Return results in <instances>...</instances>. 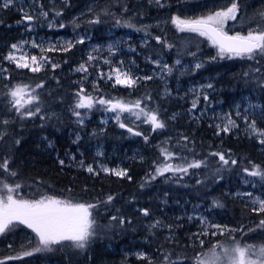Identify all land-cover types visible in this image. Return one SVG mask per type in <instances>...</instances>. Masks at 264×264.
Here are the masks:
<instances>
[{"label":"trees","instance_id":"16d2710c","mask_svg":"<svg viewBox=\"0 0 264 264\" xmlns=\"http://www.w3.org/2000/svg\"><path fill=\"white\" fill-rule=\"evenodd\" d=\"M87 1L37 0V3L38 6H44V10L49 12L48 18L59 27L61 23L64 24L77 15ZM228 2L229 0H160L163 5L161 7L155 0H102L103 5L96 12L100 14L102 8H110L111 15L101 14L100 23L87 24L86 27H94V32L97 33L120 19L121 31L130 30L134 37H144L148 41L144 45L137 43L135 53L123 54L128 68L133 67L129 59L139 69L149 66L146 61L149 58L152 61L163 58L165 64L170 65L173 59L183 53L200 51L203 53L202 60L208 63L194 72L177 71L173 68L171 78L168 76V84H163L164 81L160 79H152L138 82L133 89L120 86L113 88L112 81L93 79L92 76H86L85 79V76L73 74L71 69L79 61L74 58L76 49L80 47L77 44L67 52L51 54L59 60L58 63L55 62L59 64L55 70L46 67L40 73H32L15 68L3 57L9 52L12 43L25 37V34L19 35L21 27L13 26L22 16L14 14L11 8L0 9V64L8 70L5 74L10 77L8 80H0V121H9L7 125L0 123V135H3L0 140V157L10 158V168L17 173L15 177L0 173V180L10 186L20 184L19 196L29 200L48 196L73 203L96 205L91 209L96 235L85 249L68 245L55 246L51 252L34 255L36 260L26 256L6 260L5 264H39L46 260H54L59 264H147L144 260L125 254L131 250L142 251L155 264H160L166 253L174 254L173 259L180 255L187 258L186 262L196 264V257L201 253L223 242L233 243V238L241 246L259 245L253 244L252 240L264 243V228L258 227L259 221L264 219V213L254 212V207L238 194V190L242 189L238 179L246 176L243 171L245 167L251 169L255 164L264 169V145L249 138L240 129L216 135L217 112L231 110L232 105L227 107V104L236 103L240 91L260 96L256 98L261 107L250 113V118L264 128V87L255 85L256 80L262 83L264 66L250 63L249 68L240 69L237 63L232 64V68H227L214 61L209 62L211 57L216 56V51L212 47H204L207 40L202 42L190 32L178 33L170 23L173 15L196 18L219 10ZM29 9L34 11L32 6ZM56 11L62 12V15L55 16ZM261 12H264V0H240L238 19L229 22L225 30L229 33H247L250 29H255L260 25L259 20L262 19L264 24V18L259 15ZM124 22H130L135 27L123 26ZM144 28L146 31L136 30ZM157 35L165 36L174 47H162L153 39ZM257 67L261 68V72H254L256 80L245 83L243 74ZM220 71L224 72L215 78V74ZM206 75L214 77L211 80L214 87L208 95L210 104L202 98L195 110L186 112L191 108L186 97L189 91L188 81H201ZM40 82L44 83V88L37 89L41 98L40 114L20 119L14 111H9V97L6 94L11 86L28 83L34 87ZM94 83L99 86L98 92L93 90ZM81 85L94 97L133 101L151 95L148 106L159 110L167 127L152 132L147 124L125 120L134 131L149 136L148 142H145L143 136H136L126 128H120L114 119V113L107 123H100L107 112L101 105H96L90 111L80 109L85 113L86 120L82 126L73 123V116L68 111L74 105V93ZM164 88L170 90V94L162 96ZM48 113H55V116H46ZM125 114L122 119L127 117ZM41 115H45L46 119L41 120ZM173 115L175 119L171 118ZM91 128H95V132ZM184 136L188 137V141L183 140ZM16 140L20 141L19 145L15 143ZM160 146L169 148L177 155L186 156L189 161L202 159L205 164L199 169H190L188 174L166 173L152 180L150 174L154 172L153 162L163 160ZM212 152H230L231 158L238 163L222 166L218 157L210 155ZM81 159L89 163L100 160L113 167L118 165L127 169L132 179L100 170L89 173L78 162ZM60 160H64V165L59 163ZM253 178L264 188V179L258 176ZM142 184L144 187H141ZM108 195L115 197L113 202L100 203ZM214 201L218 204H214ZM194 205H201L207 214L217 219L223 234L219 231L211 240L204 235L197 238V232L202 231L201 228L196 227L197 224L190 222L183 213ZM142 208L149 210L148 217L141 214L139 210ZM113 215L123 216L126 220H131V224L121 226L111 220ZM156 220H160L162 226L151 229L149 225ZM30 234H33L32 231L20 226L0 235V260L16 256L23 250H30L26 244ZM166 238H170L171 242ZM201 239L204 241L203 246L199 242Z\"/></svg>","mask_w":264,"mask_h":264},{"label":"snow or ice","instance_id":"6c2138e0","mask_svg":"<svg viewBox=\"0 0 264 264\" xmlns=\"http://www.w3.org/2000/svg\"><path fill=\"white\" fill-rule=\"evenodd\" d=\"M36 2L37 0H34V4ZM13 3L14 0H0V9H7L12 6ZM155 3L163 7L160 0H155ZM39 8V16L47 18L49 12L44 10L42 4L39 5ZM20 11L22 13V20L18 21V23H25L28 30L31 31L32 23L38 19V16L24 11L23 7L20 8ZM125 11H127L126 8ZM101 14L111 15L110 8H102L101 13L95 14V18L90 19L88 23H100ZM239 14L240 0H229V2L219 10L211 12L208 15L196 18H182L179 15H173L170 17V23L178 32L196 33L211 41L212 45L218 49L217 55L211 57L213 61L218 58H246L248 60H256L257 63H259L260 60H264V24L258 25L255 29H250L246 34L237 32L236 34L230 35L228 31L225 30V25L229 20L236 21ZM60 15H62V12H55V16ZM259 15L261 18H264V12L259 13ZM116 24L121 25V20L117 19ZM64 26L65 25L62 23L59 25L60 28ZM123 26L129 28L135 27V25L130 22H124ZM49 27H53V24L49 23ZM136 30L146 31V28ZM153 39L162 47L169 49L174 47L173 44L167 41L165 36L157 35L153 37ZM75 43L83 44L84 39L80 38ZM146 43L147 41H145V44ZM28 44V41L11 44L9 52L3 59L14 64L17 69H27L32 73H40L46 67H50L53 70L59 67V64L53 63L44 53L54 50L67 52L75 46L73 42L69 41L67 42V46L61 49H56L54 45L44 48L41 44L33 40L30 43V47L39 49V53L29 54L24 51L25 45ZM113 47V45H109L110 55L114 54ZM93 51H98V48L94 47ZM17 53H19V55H17ZM190 55L195 56L196 53L193 52L190 53ZM95 59V56L89 54L87 61L81 63L75 71L87 73V65ZM152 62L155 63L164 74H171L173 72L172 66L161 64L159 60ZM104 63L109 65V71L107 73L100 72L99 79L112 81L113 88L122 86L133 89L138 85V82L153 79L152 75L134 76L130 70H125L123 68L124 61L122 60L113 64L110 59H105ZM175 63L176 65H180L181 61L177 59ZM202 67L203 63H196L194 65L195 69H200ZM7 71L6 68H0V76H3L4 79H10L9 76L4 75ZM254 72L257 74L260 73L261 68H255ZM243 75L247 78L250 76V73L245 72ZM86 78L85 76V79ZM261 86L264 87V78H262ZM213 87L212 83H208L202 85L201 89H213ZM42 88H44L43 82L36 83L34 87L28 83H17L11 86L6 94L7 97L10 98L9 111H14L15 115L20 119L32 118L40 114L42 112L40 107L41 98L37 89ZM93 90L96 92L99 91L98 84H93ZM202 94L203 100L210 104L208 94L206 92ZM74 96L76 99L70 111L71 114L77 118V123L80 125L84 124V115L79 111L80 109H87L90 111L96 105H101L104 107L105 111L115 114L114 119L120 128H126L129 133L136 136H143L145 142H148L149 136L144 135L140 131H134L133 127L125 123V120L129 117H134L135 121L149 125L152 132L164 130L167 127L165 120L161 118L159 110L148 106V102L152 99L151 95H145L133 101L114 97H94L81 85L74 93ZM199 100L200 95H197L189 109L190 113L197 108ZM256 107L260 106L249 104V108ZM237 108H239V106H237ZM246 112L247 110H245V113ZM125 113L128 114V117L122 119ZM236 115L244 120L247 130L251 134L259 137L260 144L264 145V128H259L255 119H250L247 114L242 115L239 110H237ZM171 118L175 119V115ZM40 119L44 120L46 117L41 115ZM135 121H133V123ZM0 123L7 125L9 121L4 119L0 121ZM238 127L239 125L236 123V120L232 119L229 114L223 126L220 124L216 125L218 129L216 135H220L221 132L229 133L232 129ZM2 139L3 135H0V140ZM77 139H79V137H77ZM183 140L188 141V137L184 136ZM15 143L19 145L20 141L16 140ZM49 146H51V142ZM210 155L218 157L222 166L236 165L238 163L236 159L231 158L230 152L227 154L224 152H212ZM160 156L163 157V160L157 159L153 162L155 165L154 172L150 174L152 180H155L157 176H164L166 173H172L174 175L176 173L188 174L190 169H199L205 164V161L202 159H192L189 161L186 156L177 155V153L164 146H160ZM73 159H75V157H73ZM175 160L180 162L173 163ZM10 163V158L0 157V173L15 177L17 173L11 170ZM59 163L64 165L65 162L64 160H60ZM79 163L81 166L84 165L83 161ZM101 170L105 173L110 172L117 177H127L129 180L132 179V177L128 175L127 169H109L101 166ZM86 171L95 173L96 170L92 165H88ZM243 171L249 176H258L264 179V169L259 165L253 164L251 169L245 167ZM197 183H200V181H197ZM0 185H2V188H0V235L14 230L18 225H23L35 234L38 241L37 245L31 248V250H23L16 256L6 257L0 260V264H5L6 260L22 259L26 256H32L34 253L51 252L54 250L55 246L68 245L76 249H85L90 240L96 235V229L94 228L95 221L91 218V209L96 207L95 204L73 203L72 201L48 196L41 199L28 200L19 196L20 184L17 183L10 186L8 183L0 180ZM141 187H144V185L142 184ZM246 195L251 196V193H247ZM114 199L115 197L113 195H108L106 200L100 203L110 204ZM213 203L218 204L216 201ZM253 204L258 205V207L252 209L254 212L258 214L264 213V199L256 198L253 200ZM139 211L144 217L150 215L147 208H142ZM117 212H119L118 209ZM189 219H192V217H189ZM111 220L117 222L121 226L125 223L131 224V220H126L123 216L113 215ZM161 226L162 222L160 220H156L149 225L151 229ZM168 227L171 230V225ZM212 227L219 229L220 225H212ZM258 227L264 228V219L259 221ZM216 234V232L211 233L213 236ZM220 234H223V230H221ZM202 235H207V233L202 231L198 234L197 238ZM166 239H168V242H171L170 238ZM199 242L200 245L203 246L204 241L201 239ZM9 247H11V245ZM218 249L220 250L218 251ZM173 255L174 254L168 253L164 254L160 264H186V257L182 258L180 255H176V258L173 259ZM137 258L146 261L147 264H155L154 260L145 253H138ZM196 264H264V243L260 245L245 244L241 246V244L233 238L232 246L225 247L217 244L206 253H201L196 257Z\"/></svg>","mask_w":264,"mask_h":264},{"label":"rangeland","instance_id":"374dc122","mask_svg":"<svg viewBox=\"0 0 264 264\" xmlns=\"http://www.w3.org/2000/svg\"><path fill=\"white\" fill-rule=\"evenodd\" d=\"M102 5H103L102 0H88L83 5V7L80 9V11L77 15L75 14L73 17H71L69 20H67L66 23H64V25H65L64 26L65 29H64V27L60 28V27L56 26V24L53 22L52 19H50L48 17L45 18L43 16H39V11H40L39 6H38L37 2L34 4V0H14L13 5L9 7V8H11V10L13 11L14 14L22 16L20 8L23 7L24 11L35 14L38 16V19L33 21V23H32V26H31L32 30L31 31L28 30L25 23H18V22L14 23L13 26H17V27L22 28L19 35L21 36L22 34H25L24 38L18 39L14 43H19L21 41H28L29 44L25 45L24 51L28 52L29 54H38L39 49H34V48L30 47V43L33 40L36 41V43L41 44L44 48H48V47L54 45L56 49H61L62 47H66L67 42L71 41L74 44H77L78 46H80L75 51L76 55L74 56V58L79 60V61L71 69V72L73 74H79L80 76H87V77L92 76L93 79H96V78H99L100 72L107 73L109 71V65L104 63L105 59H110L113 62V64H116L122 60V61H124L123 68L125 70H130L134 76L152 75L153 79H157V80L160 79V80L164 81L163 84H165V83L168 84L169 78H171L172 73L171 74L162 73L161 69L159 67H157V65L155 63L152 62L151 58L146 59L147 63H149V66H145L144 68L139 67L140 70L137 69V65L131 59H129V62H132L133 67L128 68V66H126L125 61L127 59L123 56V54L135 53L137 51V43L144 45L145 41H147L144 37H134L133 32L130 30L121 31V28L117 24H112L108 28H103L101 30H98L97 33L94 32V27H90V28L86 27V25L89 24L88 21L90 19H93L95 14H99L98 12H96V10L99 9V7H101ZM29 6H32L34 11H30ZM9 8H7V9H9ZM90 9H91V11H90ZM93 13H94V15L92 16ZM229 22H231V20H229L227 22V24ZM49 23H52L53 27H49ZM259 23L263 24V20L262 19L259 20ZM227 24L225 25V28H226ZM48 32H51V33H48ZM236 33L237 32L229 33V34L233 35ZM240 34H246V33H240ZM194 35L197 38L201 39L202 42L207 40V43H205L204 47L207 49L212 47V49H215L216 55H217L218 49L212 45L211 41H209L206 37L199 36L196 33H194ZM80 38L84 39V43L83 44L75 43ZM109 45L114 46L113 47L114 54L110 55ZM94 47L98 48V51L94 52L93 51ZM54 52L64 53L65 51L54 50L51 52L44 53V55L48 56L53 63H55L56 61L58 63L59 62L58 57L51 55ZM149 53H150V51H149ZM190 53H193V52H186V53H183L182 55H180L179 57H176L175 59L172 60V63H170L169 66L176 68L177 71L189 70V72H194V70H195L194 65L196 63H203V65L208 64L207 62L202 60L203 59V57L201 55V54H203L202 51H200V53L199 52L196 53L195 56L190 55ZM89 54L95 56L96 59L89 62V64L87 65L88 72L87 73L76 72L75 69L78 68L81 63H84L85 61H87ZM206 54L209 55L208 53H205V55ZM17 55H19V53H17ZM177 59H179L181 61L180 65H176L175 62ZM185 59H188V60L185 61ZM158 60L161 62V64H165V60L163 58H158ZM154 61H156V60H154ZM208 61L211 62L213 60L210 59ZM6 62H8V61H6ZM68 62L69 61H65V63H68ZM214 62H216L217 65H223V66H226L227 68L228 67L232 68V64L235 65V63H237V65H240V66H238L240 69L241 68L244 69L245 67L249 68L250 63H254V64L260 63L262 66H264V60H260V62L257 63L256 60H248L246 58H232V59H228V58L219 59L218 58V59L214 60ZM8 63H10V62H8ZM12 65L15 67L14 64H12ZM241 66H243V67H241ZM0 68H4V67L0 64ZM22 70H24V69H22ZM25 70H27V69H25ZM90 70H92L91 73H90ZM176 70H175V72H177ZM223 72L224 71H220V72L216 73L215 78ZM249 73H250V76L247 78L245 77L243 79V81H245V83H248L249 81L256 80V75L254 74V70L249 71ZM4 75L7 76L6 74H4ZM168 76H169V78H168ZM191 76L192 75H188V77H191ZM2 78H3V76H0V80ZM213 78L214 77H212L211 75H206L204 77V79H202L201 81H195V80H189L188 81L189 82V91L186 93V97H187V103L190 106L192 105V102L196 98L197 95H200V99H202L203 98V94H202L203 92H206L208 95H210L212 93V89H201V86L206 85L208 83H212L211 80ZM5 80H8V79H5ZM104 81L108 82L107 80H104ZM255 85L260 88L262 83H259L258 80H256ZM120 87H122V86H120ZM193 90H195V91H193ZM169 92H170V90L164 88L162 90V93H163L162 96L168 95ZM260 95H261V92H260ZM256 97H260V96L256 95V93L254 94V93L249 92V91H247V92L240 91L239 96L236 100L237 102L236 103L231 102V104H227V107L232 105L231 110L228 109V111H222V112L218 111L217 112V114H216L217 124H220L221 126H223V124L226 123V120L230 114L231 118L236 120V123L239 125L238 128H234L231 131L236 130V129H240V130H242V132L246 136H248L249 138L259 142L260 138L251 134L247 130L246 125L244 123V120L241 117H238L236 115L237 110H239L242 115L247 114L248 117L250 118V113H253L254 111H258L261 107V103ZM249 104L259 105L260 107L249 108ZM237 106H239V108H237ZM245 110H247L246 113H245ZM79 111H81V110H79ZM186 112H189V110ZM68 113H70V115H72L71 111H68ZM81 113L83 115L85 114L83 112V110L81 111ZM125 115L128 117L127 113ZM46 116L53 117V116H55V113H48V115H46ZM112 117H113L112 112H105V115L101 119L100 123L105 124ZM128 119H130L131 121H135L134 117H129ZM84 120H86L85 116H84ZM71 121L73 123L74 122L77 123V118L73 116ZM78 125H80V124H78ZM80 126H82V125H80ZM257 126L259 128H261L260 125H257ZM91 130H92V132H95V128H91ZM226 134H228V133H226ZM80 161L84 162V165L82 166L83 168L86 169L88 165H92L93 168L96 170L95 172H97L98 170L102 171L101 166L107 167L109 169H118V170L123 169L122 167H120L118 165L113 167L110 164L103 162V161H100V160H96L93 163H89L85 159H81L78 162H80ZM109 174H111V173L109 172ZM238 180H239L238 184L242 188V189L238 190V194L240 196H242L246 201H248L253 207H258V205L253 204V200L256 198L264 199V188H262V186L258 182L255 181L253 176H249V175H247V173H246V176L239 177ZM0 188H2V185H0ZM247 193H251V196L246 195ZM23 199H28V198H23ZM183 213L186 215L185 217L187 219H189V217H192V219H189L190 222H192V223L195 222L197 224L196 227H198L199 229L201 228L202 231H205L207 233V235H204V236L209 240H211L213 237V235H211L212 232L217 233V232L222 230L221 227L219 229L212 227V225H218L217 219L212 218V216L210 214H207V211L205 212V210L202 209L201 205L190 206L188 209L184 210ZM205 221H206V223H205ZM20 226H21V228L27 230V228L24 227L23 225H18L17 227H20ZM202 231H198L197 234H200ZM22 234H24V233H22ZM26 240H27L26 244L29 245L30 250H31V248L35 247L38 243L34 233L27 236ZM252 243L253 244L258 243L260 245L263 242L260 240H257V241L252 240ZM220 245L227 247V246H232L233 243L223 242ZM219 250L220 249H218V251ZM207 251H205L204 253H206ZM40 253H34L32 256H29V259H32V258L35 259L34 255H39ZM138 253H143V252L140 250H131V251L125 252V254H127L128 256H134L136 258H137ZM35 260H33V261H35ZM39 264H59V263L57 261H54V260L53 261L46 260V261L40 262ZM186 264H191V263L188 261V262H186Z\"/></svg>","mask_w":264,"mask_h":264}]
</instances>
